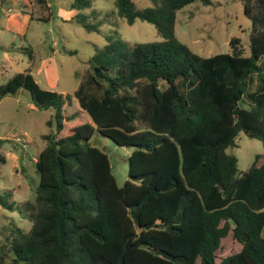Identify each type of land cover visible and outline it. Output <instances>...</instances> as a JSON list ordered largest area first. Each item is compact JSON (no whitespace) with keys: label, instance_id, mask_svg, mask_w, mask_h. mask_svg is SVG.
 I'll use <instances>...</instances> for the list:
<instances>
[{"label":"trees","instance_id":"trees-1","mask_svg":"<svg viewBox=\"0 0 264 264\" xmlns=\"http://www.w3.org/2000/svg\"><path fill=\"white\" fill-rule=\"evenodd\" d=\"M195 1L137 8L115 0L119 17L152 24L162 41L127 47L107 34L78 75L79 109L71 114L62 93L33 79L30 47L29 66L0 84V100L23 89L35 108L52 110L54 128L41 135L33 201L16 205L10 190L0 191V206L31 222L26 232L10 230L0 264H264V0H242L249 53L232 36L230 52L207 57L175 34L177 11ZM89 6L74 0L69 8L87 31H98L79 12ZM240 131L263 148L245 172L226 152ZM95 133L132 148L122 186L92 145ZM229 235L241 248L217 262Z\"/></svg>","mask_w":264,"mask_h":264},{"label":"rangeland","instance_id":"rangeland-1","mask_svg":"<svg viewBox=\"0 0 264 264\" xmlns=\"http://www.w3.org/2000/svg\"><path fill=\"white\" fill-rule=\"evenodd\" d=\"M46 6H40L35 1L31 9L25 0H5L4 6H12L14 12L22 15H33L26 32V41L20 35L10 39L12 31L3 30L4 19L10 13L2 12L0 16V84L10 79L16 72L24 71L28 61L27 52L30 47L35 64L53 59L59 73L57 86L64 90L66 115L79 109L73 97V91L79 83L78 75L89 66V59L107 45V34H113V39L121 40L127 47L135 43H153L162 41L155 27L142 20L129 24L119 17L115 8V0H89L90 6L79 12L86 16V21L96 25L98 31H87L78 23L74 15L78 12L69 8L74 0H46ZM137 8L150 5V0H132ZM198 0L179 9L175 19V34L192 52L203 56L230 52L228 44L232 36L241 38L245 52L249 53V34L251 21L245 15L242 0ZM54 55L50 46L53 42ZM9 42V43H8ZM13 42V44H11ZM9 44V49L1 46ZM18 50H12L11 48ZM21 50V51H20ZM11 55V61L4 56ZM53 56V57H52ZM76 72V75H75ZM33 79L34 75L30 72ZM38 78V76H37ZM251 83V90L256 88ZM52 91V90H51ZM57 91L58 90H53ZM71 99H74L71 105ZM52 110H41L32 104L26 90H19L0 100V191L10 190V201L22 205L33 201L35 188L38 184L34 158L44 146L40 135L53 131L47 121L52 117ZM83 116H89L83 112ZM97 137L101 141V149L105 147L111 172L118 186L128 179V156L132 148L115 144L107 136L95 133L91 142ZM228 154L237 159L240 172H245L252 165L255 155L263 153L262 143L250 138L240 131L235 138V145L226 149ZM264 160V158H263ZM26 232L31 222L20 216L17 211H9L0 206V248L8 249L6 239L12 228ZM264 236V229L262 231ZM241 242L229 235L221 241L216 251V261L237 252ZM9 256H11L9 254ZM10 258V257H9ZM22 264H29L23 261Z\"/></svg>","mask_w":264,"mask_h":264},{"label":"crops","instance_id":"crops-1","mask_svg":"<svg viewBox=\"0 0 264 264\" xmlns=\"http://www.w3.org/2000/svg\"><path fill=\"white\" fill-rule=\"evenodd\" d=\"M5 0H0V4H3ZM12 2L14 0H11ZM27 4L32 9L34 7V0H25ZM2 11H0L1 16ZM31 15V14H30ZM33 18V15H32ZM28 14L22 15L20 13H16L14 11L10 12V15H8L3 22V30L5 31H12V35L10 39H14L16 35H20L21 40L26 41V32L30 26L31 19ZM9 43V42H8ZM5 44L2 47V49H9V44ZM13 44V42L11 43ZM53 46H57V42L54 41L53 45L50 46L51 55H54V49ZM12 50H18L17 48L12 47ZM21 51V50H20ZM4 52L5 58L8 60V62L13 63L11 61V55ZM53 57V56H52ZM34 60V59H33ZM29 66V61H27L26 65L24 66L23 70H25ZM30 72L34 75L35 81L39 84V86L45 90H58L59 93H62L64 95V90H59L57 83H58V77L59 73L57 71V65L53 61L52 58L50 60H44L41 64H35V61L31 62L30 65ZM76 75V72H75ZM38 76V78H37ZM78 85V82L77 84ZM74 98V97H72ZM74 99H71V105L73 104ZM44 134V133H43ZM41 134V135H43ZM40 135V137H41ZM41 150V149H40ZM39 150V151H40ZM39 153V152H38ZM38 156V155H37ZM37 158V157H36ZM36 158H34V162L36 161Z\"/></svg>","mask_w":264,"mask_h":264},{"label":"water","instance_id":"water-1","mask_svg":"<svg viewBox=\"0 0 264 264\" xmlns=\"http://www.w3.org/2000/svg\"><path fill=\"white\" fill-rule=\"evenodd\" d=\"M92 145L93 146H98V147H101V141L100 140H98L97 139V137L92 141ZM104 149H105V147H102V150L104 151ZM140 231V229H138V232ZM242 239H243V241H246L247 240V238H246V236H242Z\"/></svg>","mask_w":264,"mask_h":264},{"label":"built area","instance_id":"built-area-1","mask_svg":"<svg viewBox=\"0 0 264 264\" xmlns=\"http://www.w3.org/2000/svg\"><path fill=\"white\" fill-rule=\"evenodd\" d=\"M12 10H13L12 6L9 5L4 6V4H0V11L10 13L12 12Z\"/></svg>","mask_w":264,"mask_h":264}]
</instances>
